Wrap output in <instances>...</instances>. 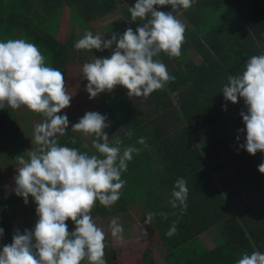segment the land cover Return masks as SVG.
I'll use <instances>...</instances> for the list:
<instances>
[{"label":"trees","instance_id":"1","mask_svg":"<svg viewBox=\"0 0 264 264\" xmlns=\"http://www.w3.org/2000/svg\"><path fill=\"white\" fill-rule=\"evenodd\" d=\"M7 1L8 6L5 3L7 7L4 9V0H0V20L8 18L22 21V11L28 0ZM19 3H22V10ZM263 3L264 0H194L189 9L173 13L186 25L185 40L179 57H168L163 52L156 57L167 66L168 73L175 79L162 90L154 91L148 98L141 97L142 103L149 106L154 116H143L133 102L126 98L121 87L116 86L111 94L121 112V120L118 121L123 126V132L119 136L121 147H139L140 151L133 153L132 160L127 164V171L121 175L127 185L121 191L118 202L109 209L97 201L91 216L97 219L116 214L132 216L136 220L137 210L140 215L137 220L143 224L148 213L157 212L150 210L147 203L153 198H159L163 210L154 216L152 224L144 223V226L145 230L150 226L147 233L152 237L153 232L152 239L163 242L161 253L165 264H236L244 253L264 252V174L258 171V166L264 162V153L258 151L255 155H250L240 148L246 136L245 132L239 131L245 128L240 113L247 109L242 98L233 104L226 101L222 93L229 75L242 74L250 57L264 54ZM94 4L98 6V10L91 11L90 15L96 14L85 19L87 21L82 18L88 12L74 4L77 9H74L70 18L78 26L85 22L84 28L80 30V38L86 31H91L99 35L106 33V39H110L112 33L122 35L126 30L124 27H131L135 31L140 26L139 21L132 22L128 12V8L135 3L117 7L116 0H95ZM51 7L52 5L45 8L46 13L53 10ZM116 10L121 17L113 23L97 28L90 24ZM157 10L167 12L171 11V7H158ZM60 15L62 11L59 9L56 16L50 15L48 22L55 27V34ZM35 17L43 21L39 15ZM21 25L23 30L19 28L20 35L17 33V39L34 43L44 56L48 55L49 62L46 65L62 71L67 94L73 96L75 105L84 107L86 112H101L103 109L102 115L112 114L118 119V112L108 96L100 93L96 98L89 99V94L85 91L87 80L84 79L83 82L81 103L73 93L71 95V88L67 85L72 64H77L79 71L84 63L92 62L94 57H109L111 49L76 50L74 38L69 37L66 42H61L54 35L33 37L24 21ZM2 27L0 23V28ZM7 31V26H4L3 31H0V39L7 37ZM69 32L73 33V30L69 29ZM189 51L194 56H200L199 63L194 62ZM75 78L79 81L77 76ZM178 91L176 103L173 104L169 95ZM73 100L71 99L72 103ZM177 125L181 126V130L175 127ZM163 126L164 132L161 133L160 128ZM204 128L210 134L195 146L193 133ZM129 131L131 136L128 135ZM238 135L239 140L236 139ZM141 137L146 138V146L138 143ZM73 138L76 140L75 144L72 143ZM58 143L60 146L77 148L89 155H99L97 151L89 152L81 139L69 130L58 137ZM36 147L35 144L34 149ZM213 166L215 167L209 170ZM179 178L186 181L188 188L186 208L173 207L171 203L174 185ZM239 195L248 201L238 212H234L230 203L232 197ZM5 204L10 210L5 208ZM28 204L36 205L34 199ZM28 204L20 198L6 201L0 192V228L4 229L0 238L3 239V246L12 243L16 231L12 227L14 209L19 206L24 208ZM162 211L166 214L163 215ZM66 224L70 232L75 230L70 219ZM173 224L176 226V233L169 237L166 233ZM18 230L21 233L24 231ZM156 231L160 238L155 236ZM208 231L216 232L213 249H204L198 243V235ZM105 244L107 264H119L120 256H117L116 261L115 253Z\"/></svg>","mask_w":264,"mask_h":264},{"label":"clouds","instance_id":"2","mask_svg":"<svg viewBox=\"0 0 264 264\" xmlns=\"http://www.w3.org/2000/svg\"><path fill=\"white\" fill-rule=\"evenodd\" d=\"M193 2L136 0L128 8L132 22H140L135 31L129 27L122 35L112 33L110 39L86 31L74 44L76 50H112L109 57H94L92 62L83 64L89 99L110 93L116 86L126 88L129 97L146 99L174 81L167 66L156 57L161 52L168 57L181 55L186 25L173 13L189 9ZM163 6H170L171 11L157 10ZM227 79L222 88L224 99L235 104L242 98L247 109L240 113L245 128L239 131L246 133L240 148L250 155L264 153V54L250 57L242 74L229 75ZM71 99L62 71L47 66L45 56L34 43L25 39L0 41V109L25 106L45 117L43 123L35 125L33 138L37 147L30 152L29 159L16 158L20 167L14 177L16 195L25 204L29 196L34 199L38 219L34 229L15 231L12 243L0 249V264H107L106 235L93 221L91 212L97 201L109 209L118 202L126 183L121 175L127 171L133 153L140 149L129 146L121 153L119 139L115 146L110 145L104 131L110 127L106 123L108 117L95 111L86 112L71 130L95 136L92 147L99 155L60 146L58 137L65 135L70 122L66 114L58 113L70 106ZM128 135H132L131 131ZM236 139H240L239 135ZM72 143H76L74 138ZM138 143L146 146V138L141 137ZM258 171L264 174V162ZM187 196L186 181L177 179L172 206L186 208ZM155 215L148 213L144 223L152 224ZM69 219L75 225L71 232L66 224ZM109 227L112 237L124 239L117 219ZM3 233L0 228V236ZM175 233L173 224L166 235L171 237ZM141 234L147 236L144 230ZM236 264H264V252L244 253Z\"/></svg>","mask_w":264,"mask_h":264},{"label":"rangeland","instance_id":"3","mask_svg":"<svg viewBox=\"0 0 264 264\" xmlns=\"http://www.w3.org/2000/svg\"><path fill=\"white\" fill-rule=\"evenodd\" d=\"M123 3H136V0H124ZM123 3L116 0V6L117 7H121V5ZM68 4H70V3H68ZM68 4H67L68 9H65V10L63 9V11H62V14L64 13L63 17H64L66 24L64 26L61 25L60 27H58V30L60 29L58 35H55V33L53 32L55 30V27L49 26L47 24L38 25V27H40L42 30L41 32L45 33V35H43L44 37L54 35L55 39L59 40L61 42H66L70 37V38H74L75 43L80 39V30H82L84 28L85 22L82 21L84 23H82V25L78 26V25L74 24L73 19L70 18V20H69V12H70V14H73L74 10L71 8V4L70 5H68ZM123 5H125V4H123ZM41 6H42V4H40L39 2L30 3V4H28L29 9L27 12H25V14L29 17L32 13H35V14H39L43 18H46V17H44V16H46V10L41 9ZM64 6L65 5H63V8H64ZM3 12L4 11H2V13ZM95 14H96V12L93 13L92 15H95ZM73 17H75V16H73ZM119 17H121L120 12H117V11L112 12L107 17L102 18V19L94 22L92 24V26H94L95 28H97V26L104 27V26L116 21ZM75 18H77V17H75ZM178 19H181V18H178ZM79 22H81V21H79ZM124 28L127 29L128 27H124ZM69 29H72L73 33L69 32ZM15 32H16V30H15ZM94 34L97 35V33H94ZM100 36L102 38L106 39L107 34L106 33L101 34ZM7 40L8 39L6 37L0 39V41H7ZM189 53L191 54L190 51H189ZM191 55L193 56V60L195 63L200 62V56L199 55H197V54L195 56H194V54H191ZM47 56L48 55L45 56V62L46 63L49 62V59ZM80 73H82V69L77 71V64H75V65L72 64L70 66V72H68L69 82L67 84L71 88V95L73 93L75 98L78 99L79 103H81L80 102L81 92H82V95L84 92V88H83L84 87V85H83L84 79H82L83 75ZM75 76L78 77L79 81L77 80V78H75ZM119 87H121V89L123 90L126 98L133 102L134 106L140 111V113L143 116H146L148 118H150L151 116H154L152 114V111L150 110L149 106L142 103L141 97H135V96L129 97L127 94L128 90L126 88H124L123 86H119ZM113 91L110 93L108 92V97L110 99V102L113 104V107L115 108L116 112H118V119H115V116H112V114H105L108 118H110V121H109L110 127L104 129V131L106 130L107 132H109V133H107L105 131L109 136V141H108L109 144L115 146V143H114L115 139L110 138V136H114V137L118 136V138H119V136H121V133L123 132V126L118 124V121L121 120L120 119V117H121L120 113L121 112L119 110V107L117 106V101H115L111 95L113 93ZM178 94H179V91L169 95L170 99H172L173 104L176 103L175 101L177 100ZM73 99L74 98L72 96V100ZM75 101H77V100H75ZM101 112H103V109H101ZM66 113L68 115V118L71 116L69 118V122H70L69 125L72 127L73 124L77 123L79 121V119L81 117H83V115L86 113V109L84 107H81L80 105L79 106L75 105L74 100H73V103H72V101H70V106L63 109V111H61V113H58V115H64ZM6 114H8V112ZM43 121H45V118L43 119ZM35 124H37V123L35 122ZM168 124L170 125L169 122H168ZM175 127H177L178 130H181L180 125H177ZM164 128H165V126L160 128L161 133H162V131L164 132ZM74 133H75L74 134L75 136H78L80 139L82 138L84 142L86 141V145L90 148V149H88L89 151L95 150L92 147V141H93V139H95V136H85L84 134L79 133V132H74ZM209 134H210L209 131L205 128L198 130L196 133H193V138L195 139V142H194L195 146L200 144L202 141L206 140V138L209 136ZM119 140H120V138H119ZM119 147L122 148L121 144L119 145ZM179 147L182 149V146H179ZM92 152H96V150L92 151ZM1 164H4V163H1ZM215 166L209 167V170H212ZM5 180L8 183L7 188L5 190H7L10 195H12V194L16 195V193H15V187H16L15 182H12L11 178H6ZM126 185H127V182L125 183V185L121 189V191L124 190ZM5 190H2V191L5 192ZM263 190H264V188H263ZM255 199H256V197H255ZM247 201H248V199H246L242 195H239L236 197H232V202L230 203V205L232 206V209H234V212H238L242 208V206L244 204H246ZM147 204H148V207L150 210L157 211L155 213L156 214L155 216L160 214L161 210H163V207L159 201V198H157L156 200H155V198H153ZM167 205L170 206L169 204H167ZM170 207H172V206H170ZM163 213L166 214L165 212L162 211V214ZM35 215H36V213H35ZM37 219H38V217L33 218V216H31L29 218H18V219L13 218L12 219V227L15 230H17V229L32 230L35 227V223H36ZM113 219H117V221L120 225H124L127 233H129V238H127V239L124 238L121 241V240H118V239L112 237L109 225ZM93 221H95V220L93 219ZM95 224L99 228H102L103 231L105 232V235H106L105 243L108 242V245H109L108 248H110L112 253H115L116 261L118 260L117 256H120V259H121L120 264H143V262H146V261H149L150 264H152V263L153 264H165V262L162 258L163 255L161 253V251H162L161 243H163V242H159V241L152 239V237L154 235L153 232H152V237H150L149 233H147V236H143L141 234L140 227L138 225H136L135 223H132L131 219L126 218V220L121 221L115 215H110L109 217L102 218L101 221H95ZM123 233H124V231H123ZM123 233H122V235H123ZM155 236L160 238L159 233L157 235V231L155 232ZM198 238L203 243L204 247L206 246L207 248H210L214 244L213 242L216 238V232L215 231L204 232V233H201L200 235H198ZM2 247H3V239L0 238V249H2ZM131 253H133V255H127V254H131ZM121 256H122V258H121ZM104 258H105V256H104ZM83 263H85V262H83Z\"/></svg>","mask_w":264,"mask_h":264},{"label":"crops","instance_id":"4","mask_svg":"<svg viewBox=\"0 0 264 264\" xmlns=\"http://www.w3.org/2000/svg\"><path fill=\"white\" fill-rule=\"evenodd\" d=\"M94 1L95 0H61L59 2L58 0H28L26 3V6L24 7L25 10L22 11L23 17H24V19L22 21H24L26 23V25H28L27 30L31 31V33H32L31 36L39 37V36L45 35V33L41 32L42 30L40 27H38V25L47 24L49 26H53V25L48 23L51 14H55V16H56L59 9L61 11H63V9L64 10L68 9V6H67L68 3L71 4V8L73 10L77 9V5L74 6V4H78V7L82 8L84 11L86 10L88 12L87 16L82 18L85 20L91 16L90 15L91 11H93V10L97 11L98 10V8H97L98 6H96L94 4ZM123 1L124 0H121L122 3H123ZM36 2H39L40 4H42L41 9H45V8L49 7L50 5H52L51 9H53V10L51 12L48 10V12L46 13V16H44L46 18H43L39 14H35V13H32L29 17L25 14V12H27L29 9L28 4L36 3ZM5 3L8 6V1L4 0V4L2 5L4 9L6 6ZM123 4H125V6H128L131 3H123ZM63 5H65L64 8H63ZM19 7H20V10H22V3H19ZM121 7H122V5H121ZM263 9H264V3H263ZM116 11H118V10H116ZM63 14L57 18L58 27H60L61 25L64 26L66 24L64 17H63ZM35 15H39L43 19V21H46V22H43L41 19L35 17ZM70 17H72V16L69 12V20H70ZM89 20H92V19H89ZM22 21L21 20H19V21L10 20L8 18H3L2 20H0L1 25H3V27L7 26V28H8V31H7L8 34L6 37L7 39H12V38L17 39L18 38L17 33L20 35V29L19 28H22V25H21ZM85 21H87V20H85ZM94 22L95 21H92V22H90V24L92 25ZM3 27L0 28V31H3ZM15 30H16V32H15ZM22 30H23V28H22ZM59 31H60V29L59 30L57 29L55 35H58ZM3 37H5V36H3ZM102 94L105 96H108V92H103ZM7 112H8V114H6ZM99 113H101V112H99ZM66 115H67V113H66ZM67 117H68V115H67ZM44 118L45 117H43L42 114L34 113V112L30 111L29 109H27V107H25V106H22L19 109H12L10 107H5L4 109H0V192H2V196L6 201H7V199L20 198L24 202L22 197L17 196L15 194L10 195L8 193V191L5 190L7 188V184H8L5 179L11 178L12 182H15L14 177L18 174L17 168L20 167L18 160L16 158L18 156H23L26 160L29 159L30 152L35 150L34 149L35 142H34V138H33L34 128L36 125L35 122L37 124L43 123ZM69 118H68V120H69ZM109 121H110V118L107 119L106 123L109 124ZM70 127L71 126L69 125L68 130L70 132H72V134L74 135L75 133L71 130ZM107 133H109V132H107ZM110 138L115 139V140L118 139L117 136H115V137L110 136ZM81 141L86 145V141L84 142L82 138H81ZM126 146H123L121 148V150L123 148H125ZM88 149H90V148L88 147L87 150ZM92 151H95V150H90L89 152H92ZM121 152H123V150ZM11 153H14V154H11ZM1 163H4V164H1ZM2 190H5V192H3ZM28 199H29V201H31V199H33V198L31 196H29ZM5 208H7V210H10V208H8L6 206V204H5ZM35 209H36V205H31V204L26 205V207H24V208L19 206L18 208L14 209L16 214L15 213L13 214V218L14 219L29 218L31 216H33V218H35V217H37V215H35V213H36ZM10 213H12V212H10ZM140 213L145 215L142 212H140ZM114 215L121 221L126 220V218L131 219L132 223H135L136 225H138L140 227L141 230H144L146 232L148 231V228L150 227V226H148L147 230H145L144 223L142 224L139 220H137L140 218V215H139L137 210H136V220L134 218H132V216H125L124 217L123 215H116V214H114ZM109 216L110 215H105L101 218H97L94 220L95 221H101L102 218L109 217ZM121 226L123 227V231H124L123 237L125 239L129 238V233H127L124 225H121ZM197 239H198V243L204 249H213L215 247V243H216L215 240L213 242L214 243L213 246H211L210 248H207L206 246L205 247L203 246V243L199 240L198 237H197ZM106 243L108 244V242H106ZM127 255H133V253L127 254ZM121 258H122V256H121ZM120 263H121V261L119 262V264Z\"/></svg>","mask_w":264,"mask_h":264}]
</instances>
